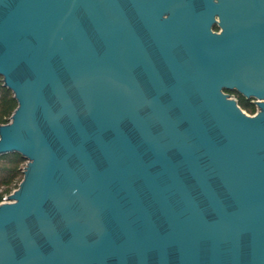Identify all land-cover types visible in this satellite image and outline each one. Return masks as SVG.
I'll return each instance as SVG.
<instances>
[{
	"label": "water",
	"instance_id": "obj_1",
	"mask_svg": "<svg viewBox=\"0 0 264 264\" xmlns=\"http://www.w3.org/2000/svg\"><path fill=\"white\" fill-rule=\"evenodd\" d=\"M0 76V264H264V0H0Z\"/></svg>",
	"mask_w": 264,
	"mask_h": 264
},
{
	"label": "trees",
	"instance_id": "obj_2",
	"mask_svg": "<svg viewBox=\"0 0 264 264\" xmlns=\"http://www.w3.org/2000/svg\"><path fill=\"white\" fill-rule=\"evenodd\" d=\"M215 29L218 27L216 26ZM238 102L248 113L254 114L257 111V107L251 101L238 99ZM17 106L18 102L13 92L3 85L0 76V124L10 121V117ZM25 164L26 159L20 153L0 155V202L19 186L23 178Z\"/></svg>",
	"mask_w": 264,
	"mask_h": 264
},
{
	"label": "flooded vegetation",
	"instance_id": "obj_3",
	"mask_svg": "<svg viewBox=\"0 0 264 264\" xmlns=\"http://www.w3.org/2000/svg\"><path fill=\"white\" fill-rule=\"evenodd\" d=\"M232 95H234L236 98L238 99H242V100H245V101H251L256 107L257 105L254 103V100L253 99H247L245 98L243 95H241L240 93L236 92V91H232L230 92Z\"/></svg>",
	"mask_w": 264,
	"mask_h": 264
},
{
	"label": "built area",
	"instance_id": "obj_4",
	"mask_svg": "<svg viewBox=\"0 0 264 264\" xmlns=\"http://www.w3.org/2000/svg\"><path fill=\"white\" fill-rule=\"evenodd\" d=\"M251 114V113H250ZM7 200V196L4 198V200L3 201H6Z\"/></svg>",
	"mask_w": 264,
	"mask_h": 264
}]
</instances>
